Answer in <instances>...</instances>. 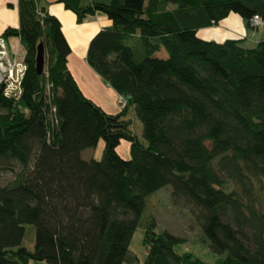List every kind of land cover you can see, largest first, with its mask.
I'll return each instance as SVG.
<instances>
[{
	"label": "trees",
	"instance_id": "16d2710c",
	"mask_svg": "<svg viewBox=\"0 0 264 264\" xmlns=\"http://www.w3.org/2000/svg\"><path fill=\"white\" fill-rule=\"evenodd\" d=\"M39 1L18 0V26L0 35L19 39L25 64L17 95L0 84V164L21 167L0 185V264H207L177 253L182 239L156 232L153 217L143 261L129 250L146 197L166 185L197 210L210 250L224 255L214 264H264V211L251 196L264 189V40L197 36L229 14L249 28L257 15L264 28V0H55L78 23L97 12L110 21L86 62L124 99L116 113L83 95L60 22ZM100 139L101 156L82 158ZM122 140L130 159L116 151Z\"/></svg>",
	"mask_w": 264,
	"mask_h": 264
},
{
	"label": "rangeland",
	"instance_id": "374dc122",
	"mask_svg": "<svg viewBox=\"0 0 264 264\" xmlns=\"http://www.w3.org/2000/svg\"><path fill=\"white\" fill-rule=\"evenodd\" d=\"M261 34H263V37L260 38V40H264L263 28L259 29V33L255 38L259 39ZM207 40H209V38H207ZM251 44L252 43L249 41L245 42V45ZM8 47H11L12 50L19 48L20 51H23L17 37H10L7 42V50L10 52ZM16 53L18 54L19 52L17 51ZM156 55L158 57L167 56L164 50H161ZM129 117L132 120L131 128L133 132L141 140H143L142 125L136 116L134 109H131ZM103 148L104 141L100 139L95 147L85 149L81 153V156L84 159H98L102 154ZM116 151L122 159L131 158L130 144L127 141L122 140ZM20 170L21 167L16 162H12L11 164H0V185L5 186L12 183L17 174H19ZM170 191L171 187L166 185L146 197L145 208L140 215V224L136 227L131 237L129 250L135 254L139 262L143 261L145 256V248L142 244L143 230L145 224L150 221L151 217H153L156 223V232L165 230L182 239L181 242L173 246V249L177 253L190 252L207 264H214L217 259L223 257L224 255L220 256L214 254L210 250L207 240L200 231V221L196 217L197 210L183 200L173 201L170 197ZM251 196H254L253 200L257 203V206L264 211V189L262 187H257L253 190V194ZM34 235V227L32 225H27L22 244L31 249L34 244ZM28 264L45 263L43 261L30 260Z\"/></svg>",
	"mask_w": 264,
	"mask_h": 264
},
{
	"label": "crops",
	"instance_id": "0c3cea01",
	"mask_svg": "<svg viewBox=\"0 0 264 264\" xmlns=\"http://www.w3.org/2000/svg\"><path fill=\"white\" fill-rule=\"evenodd\" d=\"M17 1L0 0V35L7 27L15 28L18 26ZM89 1L94 0H82L83 3ZM39 6L44 7L60 22L63 35L70 46V53L67 56V67L83 95L107 113L118 112L120 110L117 102L119 95L86 62V52L90 39L100 29L110 24L106 15L97 12L78 23L74 13L66 9L62 3L55 0H40ZM260 28L263 27L252 30L251 27H247L239 16L229 14L217 25L199 28L197 36L217 42H222L226 39L245 38L246 42L249 41L253 45L263 37V34H261L259 39L255 38ZM9 38L5 39L6 46ZM17 40L19 42L18 38ZM8 48L11 54L17 51L19 56L23 54V51H20L19 48H15V50H12L11 47Z\"/></svg>",
	"mask_w": 264,
	"mask_h": 264
},
{
	"label": "built area",
	"instance_id": "2783aa9c",
	"mask_svg": "<svg viewBox=\"0 0 264 264\" xmlns=\"http://www.w3.org/2000/svg\"><path fill=\"white\" fill-rule=\"evenodd\" d=\"M252 29H257L263 26L261 19L254 15L250 20ZM25 71V64L22 56L16 52L10 53L7 50L6 42L0 36V84L4 87L6 95L14 96L19 92L20 83ZM117 102L119 106L124 104V99L118 96Z\"/></svg>",
	"mask_w": 264,
	"mask_h": 264
},
{
	"label": "water",
	"instance_id": "95a60500",
	"mask_svg": "<svg viewBox=\"0 0 264 264\" xmlns=\"http://www.w3.org/2000/svg\"><path fill=\"white\" fill-rule=\"evenodd\" d=\"M43 49L42 44L39 43L37 46V52H36V60H35V68L37 74H40L43 71Z\"/></svg>",
	"mask_w": 264,
	"mask_h": 264
}]
</instances>
